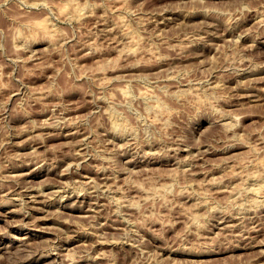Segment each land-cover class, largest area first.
I'll return each instance as SVG.
<instances>
[{
	"label": "rangeland",
	"instance_id": "rangeland-1",
	"mask_svg": "<svg viewBox=\"0 0 264 264\" xmlns=\"http://www.w3.org/2000/svg\"><path fill=\"white\" fill-rule=\"evenodd\" d=\"M0 264H264V0H0Z\"/></svg>",
	"mask_w": 264,
	"mask_h": 264
},
{
	"label": "bare ground",
	"instance_id": "bare-ground-1",
	"mask_svg": "<svg viewBox=\"0 0 264 264\" xmlns=\"http://www.w3.org/2000/svg\"><path fill=\"white\" fill-rule=\"evenodd\" d=\"M159 23H160V21H159ZM161 25V24H160ZM240 36V35H239ZM242 36V35H241ZM238 38V37H237ZM239 39V38H238ZM252 69V68H251ZM250 69V70H251ZM254 69V68H253ZM71 128H73V127H71ZM70 130V129H69ZM71 131H72V129H71ZM70 134H71V132H70ZM76 134V133H75ZM70 137V136H69ZM85 139V138H84ZM80 149V148H79ZM185 151V150H184ZM199 151V150H198ZM77 154V153H76ZM81 154V153H80ZM195 154V153H194ZM81 155H83V154H81ZM197 155V154H196ZM144 157V156H143ZM195 157V156H194ZM139 163V162H138ZM79 165V164H78ZM250 176H252V175H250ZM256 176V175H255ZM247 177H248V175H247ZM256 177H258V176H256ZM248 179V178H247ZM253 179L255 180V178L253 177ZM18 183V182H17ZM103 183V182H102ZM91 184V183H90ZM75 185V184H74ZM93 185V184H92ZM99 185V184H98ZM106 185V184H105ZM110 185V184H109ZM61 186V185H60ZM101 186V185H100ZM28 187V186H27ZM62 187V186H61ZM109 187V186H108ZM107 187V188H108ZM78 188V187H77ZM75 189V188H74ZM80 189V188H79ZM15 190V189H14ZM85 190V189H84ZM95 190V189H94ZM97 190V189H96ZM104 190V189H103ZM35 191V190H34ZM59 191H62V190H59ZM10 192H12V190L10 191ZM42 192H44V191H42ZM77 192V191H76ZM81 192H82V190H81ZM41 193V192H40ZM48 193V192H47ZM84 193V192H83ZM57 194V193H56ZM67 194V193H66ZM44 196H46V195H44ZM94 196V195H93ZM15 197V196H14ZM18 197V196H17ZM33 197H36V195L35 196H31V197H29L30 199L31 198H33ZM51 197V196H50ZM71 197V196H70ZM100 197V196H99ZM16 198V197H15ZM68 198V197H67ZM18 199H20V198H18ZM34 199V198H33ZM36 199V198H35ZM34 199V200H35ZM32 200V199H31ZM33 200V201H34ZM100 200V199H99ZM11 201V200H10ZM26 201V200H25ZM14 203V202H13ZM27 203V202H26ZM22 204V203H21ZM35 206V205H34ZM93 208V207H92ZM96 210V209H95ZM14 211V210H13ZM21 211V210H20ZM27 211V210H26ZM239 218V217H238ZM222 222V221H221ZM240 223V222H239ZM233 224V223H232ZM237 224V223H236ZM229 225H231V224H229ZM233 226H235V225H233ZM233 226H232V229H233ZM229 228V227H228ZM255 228V227H254ZM231 229V228H230ZM244 229V228H243ZM227 232V231H226ZM238 232V231H237ZM31 235V234H30ZM62 240V239H61ZM54 250V249H53ZM49 252V251H48ZM49 254V253H48Z\"/></svg>",
	"mask_w": 264,
	"mask_h": 264
}]
</instances>
